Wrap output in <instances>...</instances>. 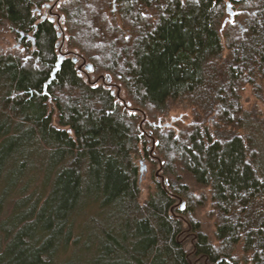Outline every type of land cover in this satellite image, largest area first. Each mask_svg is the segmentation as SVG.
Masks as SVG:
<instances>
[{
	"label": "trees",
	"instance_id": "1",
	"mask_svg": "<svg viewBox=\"0 0 264 264\" xmlns=\"http://www.w3.org/2000/svg\"><path fill=\"white\" fill-rule=\"evenodd\" d=\"M3 24L0 264H264V117L242 104L264 102V0H0ZM179 99L177 132L159 117ZM149 139L208 188L213 240L187 186L140 199Z\"/></svg>",
	"mask_w": 264,
	"mask_h": 264
},
{
	"label": "rangeland",
	"instance_id": "2",
	"mask_svg": "<svg viewBox=\"0 0 264 264\" xmlns=\"http://www.w3.org/2000/svg\"><path fill=\"white\" fill-rule=\"evenodd\" d=\"M44 12H46V16H50L48 15L49 12L45 10ZM53 12L54 11H51V13ZM9 32L10 29L7 24H3L0 26V52L12 48H19V46H16L17 40L13 39ZM63 40H65V38ZM61 42H62V38H61ZM20 50L21 52H23L21 48ZM63 51H64L63 53L66 54L67 49L64 48ZM68 53L71 54L72 52H68ZM23 55L24 57H26V53L23 52ZM81 59L82 58L78 60V68H80L81 75L87 79L83 71V67L81 69V66H83V59L82 60ZM89 78L91 82L100 79V78L95 79L96 76H93L92 74L90 75ZM98 82L102 83V79H100ZM108 88L113 89L114 92L117 90L116 87H108ZM119 93L123 97V92H119ZM242 95H243L242 104L244 108L247 109L256 106V108L260 111L259 113L264 117V102H259V101L254 102V99L251 97L250 94V88L248 86L245 87ZM167 109L168 111L166 112V114L160 115L159 120L160 122H162L163 125L173 124L174 129L177 132L179 131V129L186 127L192 120V108L184 100L179 99L177 101L169 102ZM53 125L56 127L58 126L56 114L53 115ZM140 125H142L141 122ZM147 144H148L147 146L149 147L148 148L149 150H147L148 152L147 155L141 152V155H139L138 158L136 159L139 169H141V167H144L142 171L141 170L139 171V178H138V183L140 187V199L144 200L145 198H147V196L155 190L156 184L159 185L164 184L166 186L167 184H171L175 188L180 185L187 186L190 192L193 194V196L196 197L198 200L204 198V200H200V202L202 203L198 204L193 211H190V213H188V216L194 222L195 221L198 222L200 224L201 229L204 232H206L213 240L214 218L211 217V213H210L211 204H210V194L208 188L205 186L198 185L194 181L192 176L189 173L185 172L179 165L176 166L175 174L171 175L170 177L166 176L164 173H162L161 167H159L158 161L155 159L156 143L154 141L152 142L149 139ZM161 177H163V179H161ZM179 203L180 201L176 200L175 203L176 206L177 205L180 206ZM176 216L179 215L176 214ZM183 241L186 243V247L190 245L189 237L184 236Z\"/></svg>",
	"mask_w": 264,
	"mask_h": 264
},
{
	"label": "water",
	"instance_id": "3",
	"mask_svg": "<svg viewBox=\"0 0 264 264\" xmlns=\"http://www.w3.org/2000/svg\"><path fill=\"white\" fill-rule=\"evenodd\" d=\"M51 1H54V0H51ZM51 8H53V5L52 6H50V9ZM227 13L229 14V21H232V19H233V17H234V12H233V10L232 9H230V4L228 3L227 4ZM50 14L53 16H56V23H57V26H59V28H60V17H59V15L58 14H53V13H51V11H50ZM52 21L54 20V17H52V19H51ZM60 30H61V28H60ZM61 32H62V30H61ZM58 35L59 36H61V33H58ZM64 39V35L62 34V43H61V45H60V47H59V50H58V52H59V56H58V59H57V61H56V63H55V66H54V68H53V70H52V72H51V76H50V79L52 80L53 78H54V76H55V73L59 70V68H60V65H61V63H62V60L64 59V56H65V53H63L62 51H61V47H62V44H63V40ZM59 44V43H58ZM74 54V53H73ZM83 62H85L84 60H83ZM88 70L89 71H91L92 70V68L91 67H89L88 66ZM101 79L102 80H105V78L103 77V76H101ZM108 81H110V78H108L107 79ZM48 82H50V81H48ZM120 90L119 89H117V93H116V96L117 97H119L120 95ZM145 119V117H143V120ZM158 125H160V123H158ZM141 163H143V162H141ZM144 169V167H141V171ZM161 179H163V177H161ZM183 203L181 204V208L183 207Z\"/></svg>",
	"mask_w": 264,
	"mask_h": 264
},
{
	"label": "flooded vegetation",
	"instance_id": "4",
	"mask_svg": "<svg viewBox=\"0 0 264 264\" xmlns=\"http://www.w3.org/2000/svg\"><path fill=\"white\" fill-rule=\"evenodd\" d=\"M50 11H51V10H49V14H50ZM52 17H54V15L52 16V15L50 14V20L52 19ZM19 44H20V41L17 42V46H19Z\"/></svg>",
	"mask_w": 264,
	"mask_h": 264
}]
</instances>
